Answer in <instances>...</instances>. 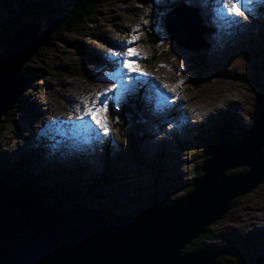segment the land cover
Segmentation results:
<instances>
[{
  "label": "rangeland",
  "instance_id": "1",
  "mask_svg": "<svg viewBox=\"0 0 264 264\" xmlns=\"http://www.w3.org/2000/svg\"><path fill=\"white\" fill-rule=\"evenodd\" d=\"M29 1L40 4L42 13L54 8L52 20L62 17L73 2ZM183 3L190 5L187 0H111L99 7L96 16L83 26L85 32L49 39L23 66L32 68L43 62L58 72L46 73L44 81H34L31 92L22 93L21 101L30 102L41 112L34 114L32 121H24L21 112L13 108L5 115L0 158L11 155L17 159L27 143L37 141L33 144L35 156H29L28 165L30 171L42 173L43 169H53L56 164L52 161L60 159L56 148H66L68 159L57 167L53 182L58 187L54 186L55 195L47 203L63 208L75 204L86 210L106 209L120 218L139 215L157 200L175 204L194 188L192 183L199 177V168L216 139L213 125L218 115H229L242 128L254 125L264 110V0H253L247 8L241 3L244 16L233 14L231 19L225 17L219 0H195L190 6L198 17L209 4L212 21L218 20L215 10L219 8L224 17L220 21L226 26L233 25L225 41H214L216 32L208 33L207 24L200 18L199 42L206 47L190 51L191 54L171 38L165 26L173 4ZM41 19L39 35L50 29L48 19L44 16ZM154 33L161 39L158 48L148 39ZM129 40L133 43H127ZM129 48L139 53L129 59L147 76L129 73L123 67ZM5 51L6 47L0 45V54ZM152 78L153 86L167 85L173 92L187 96L183 112L177 114L178 101L168 94L166 99L172 100L167 112L157 105L164 102L154 99L150 105L154 113L148 110L151 116H145L147 112L144 114L143 110L152 91ZM43 85L44 91L40 92ZM141 87H145L144 94L140 103H136L138 95L134 93ZM186 87L188 91L184 94ZM108 89L113 91L102 97L108 105L107 114H101L107 120L108 131L88 117L78 120V116L84 115L85 102L97 101V93ZM126 104L134 107L133 114H124ZM185 111L190 116L182 124L180 118ZM125 121L134 135V147L121 131L119 123ZM108 147L113 151L109 165L102 160ZM241 169H233L231 173L237 174ZM104 170L109 171L108 184L89 195V186L98 181ZM68 182L70 188L65 187ZM73 182L82 187L75 190L78 195L64 194V189L66 192V188H73ZM55 184L46 182L44 187L53 188ZM209 227L212 237L202 243L214 248V253L222 252L229 257L228 263L224 259L223 264H264V259L259 260L264 258V182L236 198L224 218Z\"/></svg>",
  "mask_w": 264,
  "mask_h": 264
},
{
  "label": "water",
  "instance_id": "2",
  "mask_svg": "<svg viewBox=\"0 0 264 264\" xmlns=\"http://www.w3.org/2000/svg\"><path fill=\"white\" fill-rule=\"evenodd\" d=\"M199 23L197 12L186 3L165 20L168 34L189 52L206 47L199 42ZM41 27L24 23L0 54V122L23 93V66L49 43L53 30L39 35ZM229 140L222 138L210 150L199 168L202 175L184 199L122 223L104 210L58 208L0 178V264H216L219 252L184 250L236 198L264 182V110L253 126ZM242 167L247 170L229 173Z\"/></svg>",
  "mask_w": 264,
  "mask_h": 264
},
{
  "label": "trees",
  "instance_id": "3",
  "mask_svg": "<svg viewBox=\"0 0 264 264\" xmlns=\"http://www.w3.org/2000/svg\"><path fill=\"white\" fill-rule=\"evenodd\" d=\"M111 0H101L100 2H97L95 0H73L72 8L68 10L67 12H63V16L53 19L52 20V15L53 11L55 10L54 8L50 7L49 11L47 13H42L40 10V4H36L34 2H30L29 0H0V45L3 47H6L8 40L14 33L15 29L20 28L21 25H23L26 22H36L39 23L41 22V18L44 16L45 19H48V27H50L51 34L49 35L50 41L53 38H57V35H64V34H81L85 32L84 27L90 19L94 16H96L99 7H101L103 4L106 6L108 2ZM178 4H173V7L175 8ZM162 11L166 10L165 7H161ZM56 11V10H55ZM54 18V15H53ZM152 28V27H151ZM151 32L153 30L151 29ZM57 36V37H56ZM90 36H93L90 34ZM149 42H151L153 45H155L157 48L159 47L161 43V39L159 38L158 35L151 34ZM39 65L36 67H26L22 70L25 85L23 88V92H31L34 87L32 84L34 83L35 80L41 79L45 80V74L46 73H52L53 72H58L57 68H51L49 65H46L43 62H38ZM194 68V67H193ZM196 69V67H195ZM44 85L39 87L40 92L44 91ZM145 88V87H144ZM144 88L141 87V89L138 90V92H135L134 95H138V100L136 97V103H140L141 96L144 94ZM143 104V103H142ZM141 105V104H140ZM123 112L124 114L131 113L133 114L134 112V107L132 108L129 104H126L123 106ZM141 107V106H140ZM38 109V108H37ZM30 102L27 101H21V98L18 103L15 104L13 107V110H17L21 112L22 116L24 117L23 120H29L32 121L34 114H39L41 113L40 110L38 112L37 110ZM137 109V108H136ZM140 110V109H139ZM26 115L30 116L27 117ZM32 116V117H31ZM113 116L116 117V111L113 112ZM232 117V116H231ZM5 116L2 118V121L0 122V127L2 126L3 121L5 120ZM123 120H126L125 116H122ZM128 121H125V123H119L121 126V131L122 133H125L126 136L125 138L129 141L132 147L135 146V140H134V135L129 132L128 130ZM214 128L213 130L215 131L214 134L216 135V139H214L213 143L210 145V150L214 149L216 145L221 141L222 138H230L229 142H232L239 138L247 129L250 127L242 128V126L239 124V122L235 119H232L225 114L218 115V118L214 120ZM2 127L0 128V133L2 132ZM19 135V134H18ZM36 142H32V144L27 143L26 147L24 148L25 150L23 152L19 153V158L15 159L13 156H7L6 158H0V178L8 181L9 183L16 185L17 187L21 188L24 190L26 193L46 202L49 200V197H53L55 195L54 190L56 187H58L54 181V176L56 174L57 167L59 165L65 164L64 159H68L67 156V149L66 148H60L57 147V153L59 154L60 159H55V161H52V163L56 164V166L53 169L48 170V168L43 169L42 173H35L29 170V165H28V158L31 156H35V147L33 144H36ZM106 154L103 156L102 160L105 164V161L107 162V165L111 164L112 161L111 155L113 154L112 149L108 147L106 149ZM209 150V152H210ZM209 152L208 155L205 158V161L209 157ZM32 157V156H31ZM81 158V156L79 157ZM82 159V158H81ZM58 160V161H56ZM64 160V161H62ZM113 160V158H112ZM200 170V169H199ZM243 171L247 170L246 168L241 169ZM199 177L202 175V172L200 170L199 172ZM231 173V171H229ZM44 177L47 178L45 181ZM95 183H92L89 187L88 194L92 195L94 193H97L101 188H104L108 183H106L109 180V171L104 170V174L101 175ZM48 183H53V188H46L44 187V184ZM72 184V189H68L71 187L70 182H68L63 191L64 194L68 195H78L75 190L82 188L79 187V183ZM40 184V185H39ZM56 186V187H54ZM194 188L189 190L188 192H191ZM71 190V191H69ZM157 200V202H153L150 206V208H153L157 205L160 204H166L164 202H161ZM180 201V200H179ZM179 201H176L175 203H178ZM238 202L236 200L234 202V205ZM54 206H57L53 204ZM168 205V204H167ZM75 204L65 206V208H71L74 207ZM59 208H63L61 206H57ZM149 208V209H150ZM109 214V217L114 219L117 223H122L125 221L130 220L133 216H129L127 218H120L117 216H114L113 214L109 213L108 210L103 209ZM142 212V211H141ZM138 215V214H137ZM212 228L209 227L208 231L202 235L199 239L195 240L193 244L188 245L184 252H196L200 248H205L206 250L212 251L214 248H210L209 246L205 245L202 243L203 239H210L212 237ZM221 249V248H218ZM212 252H215L214 250ZM221 252V251H220ZM226 254V253H225ZM228 254V253H227ZM229 258V257H228ZM228 258L227 256L225 257L222 252L220 253V256L217 258V263L216 264H223L224 259L227 260L228 263ZM264 258H260L259 260H263ZM231 264V263H230Z\"/></svg>",
  "mask_w": 264,
  "mask_h": 264
},
{
  "label": "bare ground",
  "instance_id": "4",
  "mask_svg": "<svg viewBox=\"0 0 264 264\" xmlns=\"http://www.w3.org/2000/svg\"><path fill=\"white\" fill-rule=\"evenodd\" d=\"M54 1H56L57 2V0H54ZM211 6L209 5V4H206L205 5V8H206V11L203 13H201V15L198 17V19L199 20H204V22L207 24V30H208V33H210L211 31L214 33V32H216V34H217V37H215L213 40L214 41H225L226 39H227V37L230 35L229 33H230V27L233 25V24H227V26H226V24L224 23V22H222V21H220V20H223L224 19V17H223V15L220 13V11H221V9H219V8H216V12L219 14L218 15V17H217V21H212L211 20V17H210V14H211V8H210ZM210 13V14H209ZM212 15V14H211ZM225 17H228L227 15L225 16ZM201 18V19H200ZM208 37H209V34L207 35ZM231 37V36H230ZM189 52V51H188ZM190 54H191V52H189ZM177 64V63H176ZM183 64V63H182ZM164 69H167V67L164 65ZM159 70H160V68H159ZM157 73V72H156ZM153 79V78H152ZM179 80V79H178ZM147 83V82H146ZM153 83L155 84V82H154V79H153V82H152V84L150 85V86H152V88L150 87V89H152V91L150 92V96H149V98H148V103L146 104V102H145V110H143V112H144V114H145V112H147L146 114H145V116H147V117H150L151 115L149 114V112H148V110H151L150 109V105L152 104V102L154 101V99H155V101H157V100H160L161 102H164V103H162V104H159V103H157V105H158V107L160 108V109H162L163 111H164V113L165 112H167V108H169V101H171L172 99H166V97H167V95L168 94H171L172 96H173V98H176V100H173V101H178V103L177 104H175L176 106H177V108H178V111H177V114L179 115L181 112H183V110L185 109V106L188 104V99H187V96H181L180 95V91L178 92H173L171 89H172V87H167V88H161V84H157V85H155V86H153ZM178 84V83H177ZM182 86V85H181ZM70 87V86H69ZM170 90H169V89ZM179 88V87H178ZM180 89V88H179ZM181 89H182V87H181ZM223 90V89H222ZM74 91V90H73ZM172 91V92H171ZM188 91V89H187V87L185 88V90L183 91L184 92V94H186V92ZM227 92V91H226ZM172 93H174V94H172ZM223 93V92H222ZM71 94V93H70ZM73 95V94H72ZM75 95V94H74ZM171 96V97H172ZM224 97H226L225 95H223ZM146 101V100H145ZM175 105L174 106H172V107H175ZM152 111V110H151ZM153 112V111H152ZM154 113V112H153ZM159 113V112H158ZM189 116H190V112L189 111H185L184 112V114L182 115V117L180 118L181 119V121H183L182 122V124H184V121H187V119L189 118ZM181 131H183V130H181ZM147 145V144H146ZM199 158V157H198ZM197 159V158H196ZM242 168H244V167H242ZM59 208V207H58ZM229 211V210H228ZM227 211V212H228ZM226 212V213H227ZM259 212V211H258ZM226 213H225V215H226ZM252 214V213H251ZM224 215V216H225ZM253 215V214H252ZM224 216L221 218V219H223L224 218ZM221 219H219V220H221ZM219 220H217V221H219ZM217 221H214L213 223H215V222H217ZM212 223V224H213ZM211 224V225H212ZM209 228V227H208ZM207 231H208V229H207ZM206 231V232H207ZM205 232V233H206ZM204 233V234H205ZM204 234H202V235H204ZM201 235V236H202ZM200 236V237H201ZM200 237H198V238H196L195 240H197V239H199ZM195 240H193V241H191V243L190 244H188V245H191V244H193L194 243V241ZM187 245V246H188Z\"/></svg>",
  "mask_w": 264,
  "mask_h": 264
},
{
  "label": "snow or ice",
  "instance_id": "5",
  "mask_svg": "<svg viewBox=\"0 0 264 264\" xmlns=\"http://www.w3.org/2000/svg\"><path fill=\"white\" fill-rule=\"evenodd\" d=\"M187 2L191 5L195 3V0H187ZM241 3L247 8L249 5L253 3V0H219V4L224 13L232 18V15L243 17L244 11L239 6ZM250 10V9H249ZM135 39V38H134ZM127 43H133V40H129ZM117 56L120 54L117 53ZM139 53L135 48H129L126 53V58L123 61V67L127 69L129 73H134L139 76H147L146 72L140 70V67L137 63L132 62L129 58L138 57ZM182 83V82H181ZM163 87L167 88V85H163ZM108 91H113V89H108L105 93H97V101H99V105L97 106V101H92L91 104L85 102L84 106V115L78 116L77 119L83 121L86 117L90 118L98 127L103 129L105 132L108 131L107 128V120L101 117V114L106 116L108 105L105 99L102 97L107 96ZM79 111V108L77 109Z\"/></svg>",
  "mask_w": 264,
  "mask_h": 264
}]
</instances>
